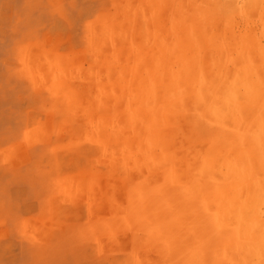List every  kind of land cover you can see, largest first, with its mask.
Listing matches in <instances>:
<instances>
[{"label": "rangeland", "instance_id": "rangeland-1", "mask_svg": "<svg viewBox=\"0 0 264 264\" xmlns=\"http://www.w3.org/2000/svg\"><path fill=\"white\" fill-rule=\"evenodd\" d=\"M0 264H264V0H0Z\"/></svg>", "mask_w": 264, "mask_h": 264}, {"label": "bare ground", "instance_id": "bare-ground-1", "mask_svg": "<svg viewBox=\"0 0 264 264\" xmlns=\"http://www.w3.org/2000/svg\"><path fill=\"white\" fill-rule=\"evenodd\" d=\"M231 112H232V115H234V113H235L234 110H230V113H231Z\"/></svg>", "mask_w": 264, "mask_h": 264}, {"label": "crops", "instance_id": "crops-1", "mask_svg": "<svg viewBox=\"0 0 264 264\" xmlns=\"http://www.w3.org/2000/svg\"><path fill=\"white\" fill-rule=\"evenodd\" d=\"M259 145V144H258ZM245 155V154H244ZM243 158H248L247 156H243Z\"/></svg>", "mask_w": 264, "mask_h": 264}]
</instances>
